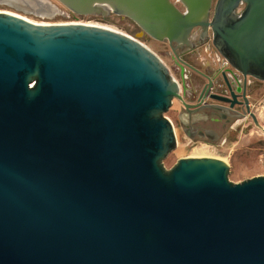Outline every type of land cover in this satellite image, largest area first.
Wrapping results in <instances>:
<instances>
[{
  "label": "water",
  "instance_id": "1",
  "mask_svg": "<svg viewBox=\"0 0 264 264\" xmlns=\"http://www.w3.org/2000/svg\"><path fill=\"white\" fill-rule=\"evenodd\" d=\"M58 1L126 17L173 52L210 30L264 81V0ZM174 99L180 82L137 39L0 11V264H264V174L235 183L207 156L166 169Z\"/></svg>",
  "mask_w": 264,
  "mask_h": 264
},
{
  "label": "rangeland",
  "instance_id": "2",
  "mask_svg": "<svg viewBox=\"0 0 264 264\" xmlns=\"http://www.w3.org/2000/svg\"><path fill=\"white\" fill-rule=\"evenodd\" d=\"M54 6L53 11H34L33 9H21L15 7L4 0H0V11L18 14L33 22L40 23H64L79 22L88 23L111 28L125 33L137 39L144 46L153 51L166 65L170 74L178 78V70L172 63L170 48L167 41L155 40L126 17L109 12L105 15L100 13L75 14L67 9L58 0H46ZM176 4L181 8L179 2ZM196 34V30L191 32L190 38ZM192 40V39H191ZM212 46V45H211ZM201 48V47H200ZM206 46L203 48L205 50ZM201 50L204 55L206 52ZM210 50V49H209ZM201 85L203 79L194 80ZM251 111L255 114L257 125L249 115L244 118L230 119L226 125V130L216 141L204 138L193 139L181 130L179 120V102L174 99L165 115L174 126L176 135V147L163 159L166 169L173 166L181 157L207 156L224 160L229 166L228 179L232 182H241L247 178L264 174V136L261 127L264 125V81L254 80L250 93ZM201 116L196 114L195 117Z\"/></svg>",
  "mask_w": 264,
  "mask_h": 264
},
{
  "label": "flooded vegetation",
  "instance_id": "3",
  "mask_svg": "<svg viewBox=\"0 0 264 264\" xmlns=\"http://www.w3.org/2000/svg\"><path fill=\"white\" fill-rule=\"evenodd\" d=\"M195 30L196 34L190 38L189 45L177 48L176 52H173L169 46L172 63L178 70L182 95V100H178L179 120L182 132L190 138H204L212 141L211 137L214 134L220 138L230 119L244 118L248 115L244 98L248 100L251 109V85L257 79L250 76L244 77L227 63L213 46L210 30L205 36L201 35L200 28H194L193 31ZM204 45L205 50L201 49ZM201 50L206 53L203 55ZM205 76L211 80L209 87ZM225 78L228 83L225 82ZM196 79H203L201 85L194 82ZM206 88L208 93L222 95L228 100L220 101L206 97L201 101V94ZM231 92L234 93L233 96ZM207 104L221 105L224 109L206 106ZM196 114L201 116L194 118Z\"/></svg>",
  "mask_w": 264,
  "mask_h": 264
},
{
  "label": "bare ground",
  "instance_id": "4",
  "mask_svg": "<svg viewBox=\"0 0 264 264\" xmlns=\"http://www.w3.org/2000/svg\"><path fill=\"white\" fill-rule=\"evenodd\" d=\"M6 1L7 3H10L12 5H15L17 7H21V8H24V9H33L34 11H42L45 13V10H49V11H53L54 10V6L46 1V0H4ZM6 12V11H4ZM11 13V12H9ZM12 14H15V13H12ZM17 16H20L18 14H15ZM22 17V16H20ZM24 19H26L25 17H22ZM28 20V19H26ZM30 21V20H28ZM30 22H33V21H30Z\"/></svg>",
  "mask_w": 264,
  "mask_h": 264
}]
</instances>
